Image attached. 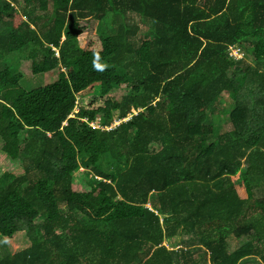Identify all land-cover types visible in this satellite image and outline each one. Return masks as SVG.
<instances>
[{
    "label": "trees",
    "instance_id": "trees-1",
    "mask_svg": "<svg viewBox=\"0 0 264 264\" xmlns=\"http://www.w3.org/2000/svg\"><path fill=\"white\" fill-rule=\"evenodd\" d=\"M19 232L0 264H264V0H0V243Z\"/></svg>",
    "mask_w": 264,
    "mask_h": 264
},
{
    "label": "rangeland",
    "instance_id": "rangeland-1",
    "mask_svg": "<svg viewBox=\"0 0 264 264\" xmlns=\"http://www.w3.org/2000/svg\"><path fill=\"white\" fill-rule=\"evenodd\" d=\"M140 25L143 28L147 27V25L142 22H140ZM86 27H87L86 32H84L79 37V44L84 48H97V47L99 48V41H98V37L96 36L97 22L92 21ZM241 51L242 52H239L241 56L238 58L245 57L250 63L255 64L253 59L251 58V53L253 52V49L250 48L246 50V48H244V50ZM8 59L10 63H13V66H15V68L19 69L24 74L22 85L26 89L38 88L44 84L43 75H34L31 72V61L27 59V55L21 54L20 52H14L10 56H8ZM100 91H101L100 84H95L92 87L88 88L86 91L80 93L78 95L79 105L81 107L89 108L92 104L95 103L97 99L95 94L100 93ZM94 124L102 126L103 120L101 121L99 120L97 123ZM83 173H85L83 168H79L77 171L74 172V174L76 175L74 182L77 188H79L78 186H81V184L83 183L82 177H84V175L85 176L87 175L86 173L83 175ZM87 177H89V174ZM2 239L4 241L3 244L0 243V258L5 253H8L9 255H13L19 251H22L28 248L31 244L24 232L16 233L11 238L6 237ZM187 239L188 238L186 236L179 234L175 237L165 239L164 244L170 249H178L184 245ZM228 243L231 249H235L236 247H238V244L232 237L228 238ZM195 247H198V245L191 246L192 249ZM200 259L207 262V260L209 259V254L207 252L201 254V251L199 253L196 252L195 261H198ZM241 264H261V263H257L255 260H249V261H244Z\"/></svg>",
    "mask_w": 264,
    "mask_h": 264
},
{
    "label": "built area",
    "instance_id": "built-area-1",
    "mask_svg": "<svg viewBox=\"0 0 264 264\" xmlns=\"http://www.w3.org/2000/svg\"><path fill=\"white\" fill-rule=\"evenodd\" d=\"M239 52H242L241 49L239 47H236V46H233L230 48V55L232 57H234L235 59H241V58H238L241 56V54ZM234 54V55H233ZM243 58V57H242ZM93 127H96L95 124H91Z\"/></svg>",
    "mask_w": 264,
    "mask_h": 264
},
{
    "label": "clouds",
    "instance_id": "clouds-1",
    "mask_svg": "<svg viewBox=\"0 0 264 264\" xmlns=\"http://www.w3.org/2000/svg\"><path fill=\"white\" fill-rule=\"evenodd\" d=\"M119 122H116V124H118ZM92 124H94V123H92ZM96 126H98V125H96Z\"/></svg>",
    "mask_w": 264,
    "mask_h": 264
}]
</instances>
